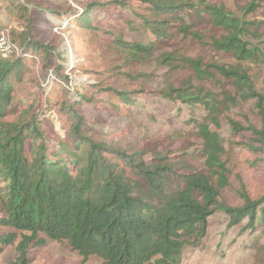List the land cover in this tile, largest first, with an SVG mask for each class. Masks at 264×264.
Listing matches in <instances>:
<instances>
[{
	"label": "trees",
	"instance_id": "trees-1",
	"mask_svg": "<svg viewBox=\"0 0 264 264\" xmlns=\"http://www.w3.org/2000/svg\"><path fill=\"white\" fill-rule=\"evenodd\" d=\"M143 1L149 5L148 12L137 14L136 20L129 17L124 24L127 28L139 26L152 39L142 44L114 38V51L140 63L170 46L176 36L201 43V35L192 29L207 25L221 32L212 38V49L235 62L205 63L202 58L166 53L158 60L167 70V84L158 95L201 110L199 117H189V125L197 130L202 143L197 158L203 160L204 169L178 166L196 157L194 152L168 150L146 160V151L97 142L78 110L82 101L90 100L86 96L78 106L68 99L55 102L56 108L60 106L58 113L65 117L62 133L51 123L52 135L42 128L46 118L41 120L39 113L55 106L44 92L41 107L34 111L38 107L34 105L19 114L22 101L16 95L30 63L41 58L42 72L52 67L60 71L55 57L61 54L55 53L58 48L36 39L38 16L53 13L45 0H0V35L7 33L10 43L19 48L8 58L0 55V253L13 247L16 257L12 264H30L28 251L43 246L46 240L66 244L80 257L79 264L91 257L101 264H181L183 251L200 244L207 234L208 219L216 213L227 217L228 229L242 226L243 231L264 233V195L252 199L241 187L236 194L238 206H229L222 199L223 191L230 187L231 171L224 160L230 152L211 129L226 120L232 137L244 139L247 150L262 155L264 88H255L244 64H264V50L250 43L251 36L261 39L259 28L264 23L246 19L264 0H243L240 16L206 0ZM111 4L125 6L118 1ZM105 6L108 4H90L72 21L81 29L94 31L91 12ZM7 19L17 21L21 30L8 29ZM261 44L264 47V40ZM181 69L190 76L175 87L169 83L171 75ZM193 81L215 82L220 92L193 86ZM95 87L123 105L135 104L125 91L102 84ZM62 92L65 98L69 95L66 89ZM245 104H251L257 124L247 116L239 122L229 118ZM249 248L253 264H264V244L256 240Z\"/></svg>",
	"mask_w": 264,
	"mask_h": 264
},
{
	"label": "rangeland",
	"instance_id": "rangeland-1",
	"mask_svg": "<svg viewBox=\"0 0 264 264\" xmlns=\"http://www.w3.org/2000/svg\"><path fill=\"white\" fill-rule=\"evenodd\" d=\"M122 2L125 6L111 4ZM186 1V0H183ZM196 2L198 0H192ZM52 12L38 16L36 39L58 48L55 57L56 64L62 70L54 67L45 73L41 58L30 63L29 73L17 91V99L21 100L19 114L30 111L34 105L37 110L44 103V97L50 99L55 106L43 108L39 117L43 121L42 128L47 135H52L51 128L62 133L61 125L65 117L58 113V103L68 99L73 106H78L80 98H90L79 105L87 124L93 129L92 137L97 142L113 145L124 150L146 151V160L168 150L176 153L194 152L196 156L179 163V167L191 166L196 170L204 169L203 160L197 158V149L201 141L197 130L189 125V117H199V108L191 109L181 101H167L158 92L167 84L166 69L159 64L161 54H174L180 58H202L205 63L232 65L234 60L211 47L212 38L221 32L212 31L209 26L201 25L192 31L198 32L201 43L191 38L176 36L170 46L167 44L155 55L140 63L131 60L124 53L114 51L111 41L121 38L142 44L151 40L149 32L139 26L127 28L124 24L129 17L136 20L137 14H145L149 5L143 0H45ZM108 4L104 9H93L91 24L96 30L81 29L72 20L83 14L90 4ZM207 4L223 6L226 10L240 16V8L245 5L243 0H206ZM246 19L253 23H264V2L260 8ZM50 22V23H49ZM8 29L21 30V25L15 20L7 19ZM6 29V31L8 30ZM260 40L251 36L250 43L264 50L261 41L264 40V25L259 28ZM249 68L255 88H264V64H244ZM42 69V70H41ZM44 71V70H43ZM190 76L189 72L181 69L171 75L169 83L175 87L183 84ZM96 84L111 87L116 91H125L132 95L135 104L123 105L106 93L92 88ZM213 93H219L220 87L215 83H196ZM62 89L69 91L65 98ZM137 91H145L138 94ZM45 96H44V93ZM58 106V105H57ZM32 109V110H33ZM18 114V115H19ZM247 116L251 122L257 124L251 111V104L239 105L232 111L229 118L242 121ZM13 118V117H12ZM51 123V124H50ZM221 139L223 147L229 151L227 167L230 173V187L223 191L222 199L229 206H238L240 200L237 191L244 187L252 199L264 195V148L261 156H257L244 147V139L234 138L230 133V126L223 120L218 128L211 127ZM246 220L242 225L246 224ZM228 219L224 214L216 213L208 219L205 238L195 248H186L182 254L181 264H253V251L249 246L258 240L264 244V233L243 231L242 226L227 228ZM16 253L13 247H7L0 253V264H12ZM30 264H79L80 257L66 244L46 240L41 247L28 251ZM86 264H101L97 257H91Z\"/></svg>",
	"mask_w": 264,
	"mask_h": 264
},
{
	"label": "built area",
	"instance_id": "built-area-1",
	"mask_svg": "<svg viewBox=\"0 0 264 264\" xmlns=\"http://www.w3.org/2000/svg\"><path fill=\"white\" fill-rule=\"evenodd\" d=\"M18 52H19V48L13 43H10V41L8 40L7 33L5 32L2 33L0 35V55L1 57L8 58Z\"/></svg>",
	"mask_w": 264,
	"mask_h": 264
}]
</instances>
